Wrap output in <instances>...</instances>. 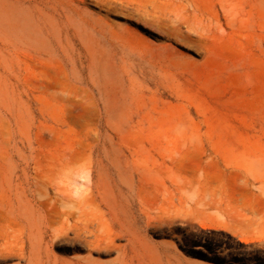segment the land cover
<instances>
[{
  "label": "rangeland",
  "instance_id": "rangeland-1",
  "mask_svg": "<svg viewBox=\"0 0 264 264\" xmlns=\"http://www.w3.org/2000/svg\"><path fill=\"white\" fill-rule=\"evenodd\" d=\"M27 205L58 264H264V0H0V264Z\"/></svg>",
  "mask_w": 264,
  "mask_h": 264
},
{
  "label": "bare ground",
  "instance_id": "bare-ground-1",
  "mask_svg": "<svg viewBox=\"0 0 264 264\" xmlns=\"http://www.w3.org/2000/svg\"><path fill=\"white\" fill-rule=\"evenodd\" d=\"M7 125L8 124H6V126ZM8 132H9V130H8ZM2 133L5 134L6 132H2ZM6 135H8V133ZM3 136L5 137V135H3ZM180 193H181V197L182 196L183 197L187 196V190H185V188H181ZM194 193H195V188H193L191 190V194L194 195ZM100 201H101V203H103L105 205V207L108 208L109 212H111V213L113 212L112 205L109 203L108 200H105L104 197H102L100 199ZM94 205H96V204H94ZM27 207H28L27 209L24 208V211L26 210L24 212L25 220L28 223L34 224V225H31L29 227V230L27 232V241L30 242V247H29V249H27L28 244H27L26 241H22L21 242V244L16 249V252L19 255V261L17 263H15V264H58L55 259H52L49 249L47 247L43 248V246H44L43 237H41V238L37 237V234L35 232V231L38 230V227H35V223L37 221L36 220L37 216L34 214V212L29 210V206L28 205H27ZM112 217H115V213L114 212L112 213ZM6 243H9V242H6ZM118 245L119 244L117 243V246ZM117 255H118V253L116 254V256ZM120 255H121V259H120L118 264H135L134 261L132 260V259H134V257H130V260H129V259H124V256H125L124 253H121ZM138 261H139L138 264H143V263L140 262V260H138ZM88 263L90 264V262H88Z\"/></svg>",
  "mask_w": 264,
  "mask_h": 264
}]
</instances>
